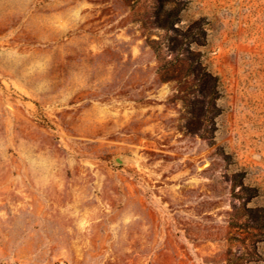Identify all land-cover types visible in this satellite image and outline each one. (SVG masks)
I'll use <instances>...</instances> for the list:
<instances>
[{
  "label": "rangeland",
  "instance_id": "obj_1",
  "mask_svg": "<svg viewBox=\"0 0 264 264\" xmlns=\"http://www.w3.org/2000/svg\"><path fill=\"white\" fill-rule=\"evenodd\" d=\"M0 264H264V0H0Z\"/></svg>",
  "mask_w": 264,
  "mask_h": 264
},
{
  "label": "water",
  "instance_id": "obj_2",
  "mask_svg": "<svg viewBox=\"0 0 264 264\" xmlns=\"http://www.w3.org/2000/svg\"><path fill=\"white\" fill-rule=\"evenodd\" d=\"M117 162H119V160Z\"/></svg>",
  "mask_w": 264,
  "mask_h": 264
}]
</instances>
